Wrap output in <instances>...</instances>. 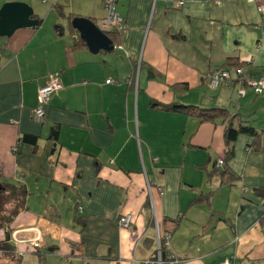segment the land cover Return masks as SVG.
I'll list each match as a JSON object with an SVG mask.
<instances>
[{
    "label": "crops",
    "instance_id": "obj_1",
    "mask_svg": "<svg viewBox=\"0 0 264 264\" xmlns=\"http://www.w3.org/2000/svg\"><path fill=\"white\" fill-rule=\"evenodd\" d=\"M15 1L27 3L0 0V8ZM47 4L52 23L28 4L39 26L0 37V184L27 192L0 242L9 236L20 264H141L156 253L157 234L169 231L175 264H264V97L238 84L212 89L206 79L247 58L243 78H264V0H191L181 8L120 0L127 28L114 52L96 55L70 51L78 34L68 16L96 23L103 1ZM49 79L60 89L36 122V91ZM175 103L224 109L228 120L162 110ZM229 120L259 133L239 135L231 156ZM219 160L232 184L213 172ZM127 214L130 229L120 228ZM36 235L38 249L27 242Z\"/></svg>",
    "mask_w": 264,
    "mask_h": 264
},
{
    "label": "trees",
    "instance_id": "obj_2",
    "mask_svg": "<svg viewBox=\"0 0 264 264\" xmlns=\"http://www.w3.org/2000/svg\"><path fill=\"white\" fill-rule=\"evenodd\" d=\"M74 18V16L70 15L68 16L69 20V27L71 31L77 35V32L71 28L70 22ZM33 19L38 20L39 24L41 23V20L38 19L36 15H33ZM108 38L116 45L118 40V34L116 33H108ZM80 49H86V46L84 42L79 38L77 35V38L73 42V45L71 47L70 51L80 50ZM236 64L234 68H241L244 63ZM233 64V65H234ZM229 66V65H228ZM227 67V66H226ZM225 67H221L219 69H223ZM152 107H159L158 104H151ZM162 110L169 111V112H177L182 113L190 117H194L198 119L201 122H214L218 119H221L222 121L226 122L228 120L227 111L224 109L219 108H198L194 106H185L180 104H171L169 106H162ZM58 135V128L53 127L50 131V139L56 140ZM239 135H248L253 137L255 140L259 137V133L256 132L253 128L240 125L237 128H234L232 124L230 123V120L227 122V125L225 127L224 131V139L227 147V155L231 156L233 153V143L237 139ZM20 142L23 143H34V138L23 136ZM224 163V162H223ZM221 169L216 168L214 166V173H220V176L222 177L221 182L232 184L234 181H236V177L233 176L231 173H228L227 171L220 172ZM210 176V175H209ZM1 190H0V215L5 212L4 207L7 204H10L13 208L9 211L7 216H2L0 218V229L6 228L9 226V224L12 222V220L18 215V213L24 208L25 199L27 196V192L23 186H15V185H9V184H1ZM262 193V191H260ZM76 223H80L79 219L75 220ZM176 221H174L175 223ZM166 234H169L171 236V233L169 231H164ZM9 238V236L7 237ZM5 239L4 241L0 242V264H20L22 255L17 253L13 246L9 244L8 239ZM36 256L41 259V255L39 252L34 251ZM160 255H161V261L165 264L169 257L172 255L171 250L166 246L165 240L163 238L160 239Z\"/></svg>",
    "mask_w": 264,
    "mask_h": 264
},
{
    "label": "built area",
    "instance_id": "obj_3",
    "mask_svg": "<svg viewBox=\"0 0 264 264\" xmlns=\"http://www.w3.org/2000/svg\"><path fill=\"white\" fill-rule=\"evenodd\" d=\"M42 4L47 3H56L58 0H40ZM103 7L105 11V16L98 20L96 23V27L104 34L108 33H116L120 35L126 28V21L123 17H121L117 12V6L120 0H102ZM167 3H172L176 8H181L185 3L191 0H164ZM260 11V9H258ZM115 46V45H114ZM118 47L115 46V49ZM253 62V58H247L245 60L246 65H251ZM206 79L208 81V86L212 89H216L220 86H234L235 84L240 85L241 87H249L253 90L254 94L259 97H264V78L258 80H245L243 78V70L242 68H234L232 70L228 69H217L214 71L209 72L206 75ZM106 84H112V80H106ZM60 89V84L56 79H49L46 83L39 86L36 91V102L37 106L33 111V118L34 121L39 122L44 117L45 113V106L47 105L48 101L50 100L51 96L56 93ZM243 90L238 92L239 95H243ZM216 168H222L223 161L219 160L215 164ZM147 187L150 188L151 184L147 183ZM160 191V188L158 187ZM81 212V208H79ZM132 217L130 215H123L117 219L116 224L120 228L130 229ZM163 238L165 240L166 246L170 249V240L171 236L169 234H157V251L156 253L148 260H144L141 264H164L161 261L160 255V239ZM13 242L19 243L22 242L21 240H17L13 236ZM30 243L32 248L38 249L40 247V241L38 235L36 238L31 239ZM178 263L177 259L174 257L173 253L169 257V260L165 264H175ZM221 264H239L238 260L235 258L225 259Z\"/></svg>",
    "mask_w": 264,
    "mask_h": 264
},
{
    "label": "water",
    "instance_id": "obj_4",
    "mask_svg": "<svg viewBox=\"0 0 264 264\" xmlns=\"http://www.w3.org/2000/svg\"><path fill=\"white\" fill-rule=\"evenodd\" d=\"M33 15L32 8L25 2L3 4L0 8V37L10 38L17 30L37 28L39 21L33 19ZM70 25L91 54L114 52L113 42L91 19L77 16L71 20Z\"/></svg>",
    "mask_w": 264,
    "mask_h": 264
},
{
    "label": "rangeland",
    "instance_id": "obj_5",
    "mask_svg": "<svg viewBox=\"0 0 264 264\" xmlns=\"http://www.w3.org/2000/svg\"><path fill=\"white\" fill-rule=\"evenodd\" d=\"M26 1H27L28 4L33 6V9L35 8V10L39 12V15L41 16L40 18L43 20V22H45V24L46 23L47 24L52 23V21H54V18L56 19L57 15L55 13H50L49 15H51V17L47 16L48 15L47 14V9H48V7H50V4H47V5L42 4L40 0L39 1H37V0H26ZM60 1L61 0H58L57 4H60ZM12 208L13 207L10 204L5 205V207H4L5 212L0 215V218L2 216H7V214L9 213V211Z\"/></svg>",
    "mask_w": 264,
    "mask_h": 264
},
{
    "label": "flooded vegetation",
    "instance_id": "obj_6",
    "mask_svg": "<svg viewBox=\"0 0 264 264\" xmlns=\"http://www.w3.org/2000/svg\"><path fill=\"white\" fill-rule=\"evenodd\" d=\"M1 185V184H0ZM0 190H1V187H0Z\"/></svg>",
    "mask_w": 264,
    "mask_h": 264
}]
</instances>
